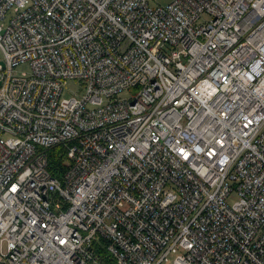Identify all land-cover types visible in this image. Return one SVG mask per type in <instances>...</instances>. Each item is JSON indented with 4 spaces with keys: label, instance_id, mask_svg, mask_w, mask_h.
I'll use <instances>...</instances> for the list:
<instances>
[{
    "label": "built area",
    "instance_id": "1",
    "mask_svg": "<svg viewBox=\"0 0 264 264\" xmlns=\"http://www.w3.org/2000/svg\"><path fill=\"white\" fill-rule=\"evenodd\" d=\"M3 242L0 264H264V0H0Z\"/></svg>",
    "mask_w": 264,
    "mask_h": 264
},
{
    "label": "rangeland",
    "instance_id": "2",
    "mask_svg": "<svg viewBox=\"0 0 264 264\" xmlns=\"http://www.w3.org/2000/svg\"><path fill=\"white\" fill-rule=\"evenodd\" d=\"M173 0H150V5L152 7H157L160 5H168L171 3ZM207 16L205 17V19ZM30 70L29 64L28 63H21L18 66H16L15 71L17 75H21L22 72H28ZM81 83H77L76 81H70L69 86L65 89L64 96L65 97H70L75 95L76 93L78 94L81 92ZM133 96V92L129 90H125L119 95V99H129ZM237 194L234 193L229 199L228 203L234 204L235 201L237 200ZM7 253V242H3L0 244V254H6ZM173 259V258H172Z\"/></svg>",
    "mask_w": 264,
    "mask_h": 264
},
{
    "label": "trees",
    "instance_id": "3",
    "mask_svg": "<svg viewBox=\"0 0 264 264\" xmlns=\"http://www.w3.org/2000/svg\"><path fill=\"white\" fill-rule=\"evenodd\" d=\"M50 165L54 175L61 176L67 169L66 155L63 147H56L50 151Z\"/></svg>",
    "mask_w": 264,
    "mask_h": 264
}]
</instances>
